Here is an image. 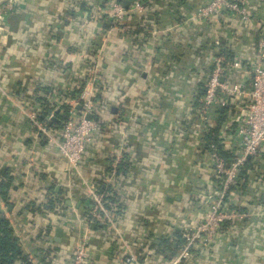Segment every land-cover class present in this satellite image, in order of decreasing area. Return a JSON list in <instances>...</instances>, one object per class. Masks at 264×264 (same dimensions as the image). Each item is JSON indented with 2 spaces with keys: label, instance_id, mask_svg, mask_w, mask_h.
<instances>
[{
  "label": "crops",
  "instance_id": "1",
  "mask_svg": "<svg viewBox=\"0 0 264 264\" xmlns=\"http://www.w3.org/2000/svg\"><path fill=\"white\" fill-rule=\"evenodd\" d=\"M135 1L120 3L129 13ZM209 1L144 0V13L114 24L103 0H0V216L9 220L27 264H39L42 229L69 251L85 235L84 182L100 193L101 184L113 189L119 228L139 264H170L183 234L220 196L213 148L226 161L242 155L237 130L249 116L264 0H250L247 23L227 13L198 19ZM216 57L225 61L223 82L241 95L229 97L223 112L203 114ZM93 61L94 90L105 84V111L77 171L29 116L54 107L58 121L62 107L79 97L75 91L92 89ZM224 203L245 218L228 222L183 264H264V145L241 167ZM108 229L101 221L88 229L91 264H121ZM58 256L66 264L63 250Z\"/></svg>",
  "mask_w": 264,
  "mask_h": 264
},
{
  "label": "built area",
  "instance_id": "2",
  "mask_svg": "<svg viewBox=\"0 0 264 264\" xmlns=\"http://www.w3.org/2000/svg\"><path fill=\"white\" fill-rule=\"evenodd\" d=\"M250 0H211L197 11L198 19H208L222 13L235 15L241 22L247 23L251 19L249 10ZM144 0H136L129 10L132 15L144 13ZM121 3H113L107 11V16L114 24L121 23L129 14ZM90 59L84 58L86 65ZM225 61L221 57L214 59L212 73L205 85V94L201 101L202 113L206 114L214 108L227 106V99L232 96L241 95L239 88L230 87L223 82L226 73ZM235 69L240 68V63H233ZM89 70V86L91 90H85L79 95L74 104L70 105L68 118L62 124L61 129L55 130L49 123L54 118L49 115L44 123L39 122L38 115L32 114L29 119L37 129L38 133L53 143L59 154L64 157L70 168L79 170L86 147L92 140L93 135L99 130L102 121L88 120L89 115L94 116V84L98 78L99 65L93 61ZM80 108V110H77ZM249 116L244 118L238 126V135L242 143V155L231 164L226 161L217 148H213L215 159V175L220 181L221 193L217 199L209 200V210L204 219L194 228L188 229L182 236L177 254L170 264H182L187 261L197 245L210 244L218 232L228 222L243 220L244 214L236 210H227L224 206L226 195L236 186L241 167L249 157H256L264 145V30L261 32L256 49V60L253 70V90L250 93L248 105ZM115 178L111 175L108 183ZM88 196L92 200V206L86 208L83 213L88 220L85 223V235H81L76 241L71 264H91L88 252L89 227L93 223L103 222L109 228L112 237V247H118L120 251L121 264H139L137 254L131 242L125 239L119 228L116 216L111 214L106 204L105 195L96 189L95 184H87ZM83 217V220L84 218Z\"/></svg>",
  "mask_w": 264,
  "mask_h": 264
},
{
  "label": "trees",
  "instance_id": "3",
  "mask_svg": "<svg viewBox=\"0 0 264 264\" xmlns=\"http://www.w3.org/2000/svg\"><path fill=\"white\" fill-rule=\"evenodd\" d=\"M103 4L102 7L104 8L107 4L108 7L111 6V4L113 3H120L121 0H103ZM145 4V2H144ZM223 55V53H222ZM227 58H232L230 56H228ZM233 59H231L232 61ZM83 88L80 87L77 91H75L74 96L75 98H77L81 92H82ZM104 92H105V84L103 82H98L96 84V90H95V94H94V120H100V118H102V114L105 111L104 108ZM38 99V98H37ZM55 108L51 107V109H46L43 114L41 116H39L38 120L39 122L44 123L47 119V117L49 115L52 114V112H54ZM70 106H63L62 107V114H60L61 116L58 118V121H53V125L55 128L60 129L62 127V124L66 121V119L68 118L69 115V111H70ZM222 110V112L227 109L226 107L220 108ZM217 132V130H216ZM210 134H213V131L210 132ZM214 142V141H213ZM216 143H212V145L215 147ZM218 150V149H217ZM223 155L226 157L225 153H223ZM229 158V157H226ZM229 160V159H227ZM232 161H228L229 164H231ZM239 178V177H238ZM103 184H101V188L99 189L101 192H103V194L105 195V200L108 202L106 204L108 211L113 214L114 216H116V209H117V205H119L117 203V201L115 199H113V195L115 194V192L113 191V189L108 185L107 188L103 189ZM221 187V185H220ZM53 204L54 202H50L48 204H46V210H50L53 208ZM92 200L91 198H88L86 205L87 208H89L90 206H92ZM85 217V216H84ZM84 222L87 224L88 220L86 219V217L84 218ZM103 223V222H101ZM104 225H106L105 223H103ZM38 238L41 239V246H40V253H39V264H59L58 263V252L60 250H63L64 253L66 254V256L64 257V261L66 262V264H71L72 263V255H73V251H69L66 247H58L53 241L52 239H50V236L48 235V230L47 229H42L41 231H39L38 233ZM49 243V245H48ZM116 253H115V258H117V253L119 254L120 251L118 249V247H115V249H113ZM112 250V252H114ZM68 255V257H67ZM173 260V257L171 259V261ZM20 261L22 264H27L28 262V257L26 255H24L23 252V248L22 245L20 243L19 238L15 235L14 230L12 229L10 222L8 219H6V217L4 216H0V264H16V262ZM183 264V263H182Z\"/></svg>",
  "mask_w": 264,
  "mask_h": 264
},
{
  "label": "water",
  "instance_id": "4",
  "mask_svg": "<svg viewBox=\"0 0 264 264\" xmlns=\"http://www.w3.org/2000/svg\"><path fill=\"white\" fill-rule=\"evenodd\" d=\"M87 119H88V120H92V119H93V116H92V115H89V116L87 117ZM53 121H57V120H56L55 118H53L52 121L49 123V125H52ZM61 235H62V232H61L60 229H58V230L56 231V239H55L56 242H60V237H61Z\"/></svg>",
  "mask_w": 264,
  "mask_h": 264
}]
</instances>
